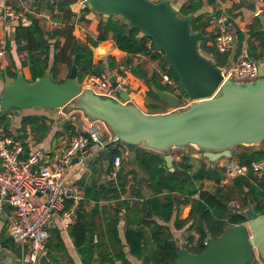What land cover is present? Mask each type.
<instances>
[{"label": "water", "instance_id": "water-1", "mask_svg": "<svg viewBox=\"0 0 264 264\" xmlns=\"http://www.w3.org/2000/svg\"><path fill=\"white\" fill-rule=\"evenodd\" d=\"M85 2L103 18L119 16L130 28L147 36L154 49L162 52L171 65L182 94L191 103L181 110L146 113L130 103L129 93L116 81L113 87L118 99L83 89L73 63L63 82H53L48 71L31 81L18 72L15 79L0 90V117L34 107L67 106L90 119L103 121L110 128L117 142L107 144L108 151L110 146L121 145L132 163L138 147L161 153L170 171L174 170L170 153L173 148L193 146L198 150L197 158L215 162L221 157H230L236 146L264 141L262 66L253 81L225 78L221 68L198 49L204 35L190 30V19L179 14V6L172 0ZM257 19L264 33V14H258ZM91 49L97 60L103 47ZM150 87L170 107L178 103L179 97L175 94L152 82ZM248 207L243 211L245 222L224 231L218 238L207 234V245L201 253L178 252L179 258L174 264H263L264 214L254 212L251 205ZM4 211H8L7 205Z\"/></svg>", "mask_w": 264, "mask_h": 264}, {"label": "trees", "instance_id": "trees-1", "mask_svg": "<svg viewBox=\"0 0 264 264\" xmlns=\"http://www.w3.org/2000/svg\"><path fill=\"white\" fill-rule=\"evenodd\" d=\"M211 1V0H210ZM201 0H188L179 6V14L190 19V30L192 32H201L204 38L198 42L199 51L210 53L212 61L216 66L224 67L229 63L231 53H219L213 46L212 33H207L206 27L209 24L207 13L200 12L202 7ZM86 10H91L86 7ZM218 15V14H217ZM71 27L66 30H55L53 33H45L39 25L36 18L31 19V23L24 27L18 26L15 29L14 41L18 49L26 53V59L23 61L29 64L33 72V79L41 76L39 72L40 63L43 68L48 66L49 52L51 45L53 48L52 65L50 68V79L53 82H62L55 79L58 73V66L65 63L69 70L74 63L77 67L76 78L80 82L86 74H101L103 68L101 62L94 64L93 51L90 47L97 46L98 43L107 40L111 34L115 47L126 53L128 56L137 54H150L151 56L160 55L168 69L164 70L179 85L174 71L166 60L162 52L154 49L152 41L135 28H130L128 23L119 16H110L99 21L97 25V35L95 40L87 43H76L72 36ZM248 39L245 40V33L236 28V43L239 45L245 40L248 44V56L254 60L264 57V33L260 31L259 20L253 17L248 25ZM56 35L64 36L65 41L60 44L58 40L51 44L49 40ZM69 51V54H68ZM72 56V57H71ZM111 58V57H110ZM112 60V58H111ZM130 63L131 60H126ZM163 66V65H162ZM113 64H109V69ZM141 67H132L134 75L146 77L145 71ZM164 69V68H163ZM142 73H141V72ZM12 80L15 79V73L8 74ZM155 74L151 75V82L158 88L166 90L160 85ZM149 94L160 99L154 91L149 88ZM8 114V113H7ZM7 114L0 117L5 136H10L8 130ZM43 119L36 116H24L21 118L20 131L18 138L25 136V129L30 126L31 130L42 129ZM118 154L117 146L111 147L108 151V163H111L113 157ZM234 163L241 166L250 167L252 162L264 161V145L259 147H245L242 150L232 153ZM230 156V158H232ZM190 156H183L182 161L174 165V170L170 171L165 166L163 156L157 152L138 147L136 149V158L134 163L129 160L128 155L124 164L120 166L116 185L113 183L103 192H95V187H89L86 190V196L98 201L101 198L111 199L127 191V186L139 185L137 180V171L133 168L126 169L125 166H135L138 170H143L148 174V180L153 190V196L144 198L137 187L134 197L123 199L120 207L116 208L115 216L104 213V223L101 225L102 235L107 240V248L100 249L98 260L100 263H113L120 261L121 264H131L126 258L124 245L117 232V223L119 220L118 212H124L126 222L124 238L128 253L141 261V264H174L179 258V250L173 239L169 228L159 224L154 217L167 220L176 208L177 201L172 194L176 193L182 197V204H190L191 209L188 218L192 220L190 226L194 227L199 233L196 242L189 238V244L185 252L199 254L206 245L207 234L218 238L222 233L235 225L241 224L247 220L241 209L229 206V203L239 194L243 199V205L252 204V210L258 214H264V175L254 176L248 171L245 176L234 177L230 184L221 185L225 167L214 166L215 163L209 162L207 166L201 161L200 166L194 169L190 162ZM110 167V166H109ZM208 180L214 183L212 189L203 188V181ZM166 190V193H163ZM92 192V193H91ZM111 194V195H109ZM162 196V199L159 198ZM139 199V200H137ZM104 211V207L86 212L82 205L76 211L75 221L68 226V232L74 240L77 251L82 256L84 262H90L96 254L95 248L98 243L93 242L94 229L96 228L95 218ZM153 217V218H152ZM180 221V220H178ZM181 222V221H180ZM146 229L150 231V237L144 236Z\"/></svg>", "mask_w": 264, "mask_h": 264}, {"label": "crops", "instance_id": "crops-1", "mask_svg": "<svg viewBox=\"0 0 264 264\" xmlns=\"http://www.w3.org/2000/svg\"><path fill=\"white\" fill-rule=\"evenodd\" d=\"M186 1L188 0H175V2L180 5L184 4ZM201 1L203 4L200 12L207 13L210 18L209 24L206 27L207 33H212L214 35V29L211 25L212 19L217 14L225 13L230 17L229 20L233 32H235L236 28H239L245 33V40L248 39V25L253 19L254 0ZM80 2L81 0H0V15L2 5L8 4L16 10L23 11L30 20L32 19V17L38 19L40 28L45 33H53L58 29L66 30L67 27H71V33L76 43H87L90 45L89 42L96 39L97 25L99 21L104 18L102 15L96 13L93 10H86V8H81ZM260 14H264V9ZM18 26L19 25H16L15 23H11L10 26H8V28L6 29V53L4 56L0 57V90L3 88L4 84L13 81L12 78L8 76L9 72L15 73V75H17L18 72H22L27 80H33V72L30 68V65L23 63V61L26 59V53L19 50L17 44L14 41L15 29ZM2 34L3 25L0 22V35ZM56 40H58L60 44H63L65 38L64 36L56 35L55 37L51 38L49 42L53 44ZM245 40L241 45H239L235 41L230 55L231 58L232 56H236L243 48L248 51V44ZM98 45L102 46L103 50L100 52L97 60L94 59L93 54L94 64L101 62V66L103 68L102 73L110 74L117 72L118 74H121L126 78L127 83L123 86V89H125L129 93L130 103H134L140 108L133 95H139L141 92L142 94L140 96L142 101L144 99H150L155 103L158 98L149 94V88H151L150 77L151 75L155 74V78L160 84L157 78L161 75V73H159L158 71L159 66L162 72L168 69V65L164 63L161 56L157 54L155 56H151L150 54H137L135 56H128L126 53L118 50L115 47L111 34H109L107 40L98 43L95 47L92 45H90V47L96 48L98 47ZM52 56L53 48L51 45L48 56V66L43 68L41 63L39 66V72L41 73V76L46 71L49 72L50 76ZM110 57L112 58V60ZM150 59L155 60L160 64L153 62L152 65L154 71L148 73L147 66H150V63L147 61ZM126 60H131V62L127 63ZM145 61L148 65L145 63ZM110 63L113 64L112 69H109ZM136 66L141 67L140 70L145 71V78L133 74L131 68ZM65 68L69 69V67L65 63H61L58 66V73L55 77L56 80H62V82L65 80V78L69 74L68 73L65 76ZM63 76L65 78H62ZM131 83L133 84V86L141 85L140 91L136 94L130 92ZM144 103H147L148 105V102L144 101ZM165 104L169 109L170 106L167 103ZM151 106L155 107L153 104ZM140 109L142 111H145L142 108ZM148 113H156V111ZM24 116H36L43 119V122L40 121L42 122V129L32 131L30 126H27L25 129V136L19 139L18 136L21 133L19 128L20 122L21 118ZM7 120L9 123L8 130L11 135L5 136L4 130L0 125V137L10 138L21 143L23 146L22 155H27L29 152L40 150L43 153V156L39 162V165L42 166H52L57 160L58 149L65 141H67L70 137L77 136L79 134H87V132L93 126L90 125L85 115L83 113H80V111H71L66 113L64 112V107L57 109L34 107L30 109H24L19 114L11 111L7 114ZM120 147L118 146L117 148L118 154L121 156V166L122 163L124 164L125 162L127 151L124 147ZM107 151V148L103 147L94 151L93 153H90V155H86L83 158L81 157V155H79L78 157H75L73 159V165L70 167V173L67 183L71 185L82 186L84 189V196L76 205L69 197H66L64 199L63 209L55 212L52 215L48 226L49 236L46 243V251L42 259H40L37 264H109L100 263L97 255L99 254L101 248L105 249L108 246L107 240L103 237L101 229V225L104 223V213L110 216H115L116 208L121 206L120 202L123 199L133 198L135 189L137 187H139L138 189L140 190V193L144 198L153 196V190L149 184L150 181L148 180V174L143 170H138L137 168H135V166L130 165L125 166V168H133L137 171V180L140 182L139 185L136 184L134 186H127V191L116 196V198H101L98 201L94 200L93 198H88L86 196L87 188L95 187V192H103L104 190L109 188L108 186L111 182L113 183L112 188L115 187L117 183L115 179H110L108 174L110 170L109 166L111 165V163H108ZM174 163L175 162H173V164ZM176 164L178 163H175V165ZM205 182L214 184L212 181L204 180L203 188H205ZM166 192L167 191L164 190L163 193ZM172 195L177 203L176 208L172 212L170 218L167 220H163L154 217V219L157 223L165 225L169 228V231L177 246L179 245V247L186 249L190 242L189 238L193 239L192 242H196L199 237V233L194 227L190 226L192 222V220L188 218L191 209L190 204L183 205L181 202L182 197L179 194L174 193ZM159 198L162 199V196H159ZM5 205H7L8 211L5 212L4 207L3 210L0 211V264L28 263L27 248L22 250L20 245L8 234L7 216L12 212V208L7 203H5ZM80 205H82V208L86 212L93 210L95 207H98L99 209L104 207V211H102V213L97 215L95 218L96 228L94 229L93 242L98 243L99 247L97 246L95 248L96 254L94 256V259L90 262H84L82 260V256L77 251L74 240L68 232V226L75 221L76 211ZM63 212H68L69 216L66 217L65 215H63ZM118 217L119 220L116 228L121 243L124 245L126 258L131 264H141V261L138 258L128 253V246L125 245L126 242L124 238V232L126 222L124 218V212H118ZM178 220H180L181 222ZM144 236L146 238H149L151 236L149 229H146ZM111 264H121V262L114 261Z\"/></svg>", "mask_w": 264, "mask_h": 264}, {"label": "built area", "instance_id": "built-area-1", "mask_svg": "<svg viewBox=\"0 0 264 264\" xmlns=\"http://www.w3.org/2000/svg\"><path fill=\"white\" fill-rule=\"evenodd\" d=\"M80 6L87 7L85 0H81ZM263 9L264 0H254L253 17L260 14ZM229 19L227 14L220 13L214 16L211 22L214 29L213 46L219 53H231L235 44L236 36ZM0 22L3 25V34L0 35V57H2L6 53L8 26L15 23L26 27L31 20L23 11L3 4ZM260 66L264 70V58L254 60L243 48L236 56L230 58L225 67L220 68L225 78L230 77L236 81L247 82L258 78ZM160 78V83L167 88V91L179 97L178 103L169 107L167 111L188 107L191 100L182 94L180 85L165 72L161 73ZM114 81L122 88L127 83L124 76L114 72L86 74L79 84L83 89H90L97 95L118 99V94L113 87ZM85 117L90 125H93L92 128L85 135L79 134L65 141L58 149L57 160L52 166L39 165L43 156L40 150L22 155L21 143L0 137V211L3 210L5 203L12 208V212L7 216V231L22 250L27 248L28 264H37L45 254L51 217L55 212L63 209L64 199L69 197L76 205L84 196L82 186L67 183L73 159L79 155L83 158L107 144L117 142V136L103 121ZM120 164L121 156L116 154L111 161L108 173L110 179H116ZM248 171H251L254 176H263L264 161L252 162L250 167L234 163L232 168L225 169L221 184L228 183L227 175H231L230 180H232L236 176L247 175ZM229 205L233 208L237 207L233 202ZM63 215L68 217L69 213L63 212ZM204 245H207V240L204 241Z\"/></svg>", "mask_w": 264, "mask_h": 264}, {"label": "rangeland", "instance_id": "rangeland-1", "mask_svg": "<svg viewBox=\"0 0 264 264\" xmlns=\"http://www.w3.org/2000/svg\"><path fill=\"white\" fill-rule=\"evenodd\" d=\"M172 1L174 3H176L175 0H172ZM98 47H102V46L98 45ZM200 53L203 54L204 56L208 57V58H211L212 57V55L210 53L204 52V50L203 51H200ZM99 55H100V53H99ZM147 62L150 63V66H149L146 63V61H145V63L148 65L147 66L148 73H151L152 71H154L153 70V65H152L153 62H155L157 64H160L159 62H157L155 60H151V59L148 60ZM158 71H159V73H162L160 66L158 68ZM68 73H69V69L65 68V70H64L65 76ZM62 78H65V77L63 76ZM157 78H158V80L160 82L161 78L160 77H157ZM82 80H83V78L81 79L80 83L82 82ZM243 82H245V81L243 80ZM140 88H141V85H137V86L134 85L133 86V84L131 83V86H130V89L131 90H130V92L131 93L133 92L134 94H136L137 92L140 91ZM143 90H145V89H143ZM141 94H142V92L139 95L137 94V95H133V96L135 97L134 98L135 101L138 102L140 108H142L143 110H145L147 113L148 112H152V111H156V113H164V112H167L168 106H166V104H165L166 102L165 101H163L162 99H157L155 103L153 101H151L150 99H147V100L144 99L142 101L141 96H140ZM144 101L148 102V105H147V103H144ZM152 104L155 107L151 106ZM156 108H158V109H156ZM71 111H78V110H73L72 108L67 107V106L64 107V112L68 113V112H71ZM80 113H82V112L80 111ZM263 145H264V141H262L260 143H257V144H254V145H239V146L234 147L231 150V155H232V153H236V152L242 150L245 147H259V146H263ZM170 153L172 155L173 162H175V163H180L182 161V157L183 156H190L191 157V160L190 161L194 165V169H196V168H198V166H200L201 161H203L207 166L209 165V161L206 158H204V157L197 158L196 157L197 156V153H198V150L195 147H193V146H186V147H183V148H173V149L170 150ZM234 158L235 157H232V158H230V157H228V158L227 157H221L220 159H218L217 161H215L213 163H215L214 166H222V167H225V169H227V168L230 169V168L233 167V164H234L233 159ZM227 176H228V179H229L228 180V184H230V182H231L230 178L232 176L231 175H227ZM213 186H214V184H212L210 182H205V184H204V187L205 188H208V189L212 188ZM235 196H236V198L234 199V201H232L233 203H235L237 205V207H235V208L241 209L242 212L244 210H248L249 207L243 205V199H241V196L239 194H235ZM250 205L252 206V204H250ZM177 247H178L179 252H183L184 251L182 247H179V245ZM256 259H257V255H256Z\"/></svg>", "mask_w": 264, "mask_h": 264}]
</instances>
